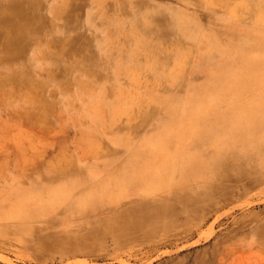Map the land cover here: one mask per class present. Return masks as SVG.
Wrapping results in <instances>:
<instances>
[{"label": "rangeland", "instance_id": "1", "mask_svg": "<svg viewBox=\"0 0 264 264\" xmlns=\"http://www.w3.org/2000/svg\"><path fill=\"white\" fill-rule=\"evenodd\" d=\"M18 1L30 12L25 38L13 58L0 45V264H264V161L239 165V147L220 153L209 133L188 145L165 127L221 61L211 40L247 52L236 34L264 23V0ZM164 33L173 35L168 91L153 89L161 72L143 74L155 71L145 38ZM15 74L30 80L14 85ZM219 78L234 92L223 111L240 92L229 74ZM154 152L142 185L133 158ZM152 172L161 189L145 196Z\"/></svg>", "mask_w": 264, "mask_h": 264}, {"label": "bare ground", "instance_id": "2", "mask_svg": "<svg viewBox=\"0 0 264 264\" xmlns=\"http://www.w3.org/2000/svg\"><path fill=\"white\" fill-rule=\"evenodd\" d=\"M27 3L32 4V0H27ZM19 5L20 3L18 0H11L8 3H4L0 1V12L1 10H4L3 12H6L4 13L3 16L0 17V45L2 46L1 50L5 52L7 59L11 57L13 58L12 56L14 55L13 50H16L14 46L20 43V41L18 40L19 38H25V35H26L27 29L25 28L26 24L24 23H26L27 14L29 17L30 12L26 14V12L23 11V13H21L23 10V6L18 7ZM22 5L25 6V3H23ZM28 8H30L29 11H31V13L33 10H35L33 9L32 6H29ZM19 9L20 11L18 13H21V14H18V15L16 14V17H15V12L16 10H19ZM154 20H155V17H154ZM181 20L185 21L184 16H182ZM182 21L180 23L181 24L180 26L183 29L184 25L186 24H184ZM249 28L246 27L245 31L249 30ZM250 32L254 33V36L252 38H242L243 39L242 41L246 45H248V50L244 54L243 52L239 53L237 48L234 46H225L224 44L219 45L217 44V42H213V40H211L212 46L218 48V50L222 54L221 61L212 63L210 68H208L207 71H205L204 82L201 83L200 87L195 85L196 87L192 88L193 90L191 92H193L194 95L196 94L195 97L192 96L191 98H188V100L183 101L184 103H182L183 104L182 107L180 106L177 109H173L174 111L171 110L172 115L166 121V124H165L166 130L171 132V135L175 138L177 142L179 140L181 141L185 140V142H187L188 145L189 143L199 144L204 139V137H206V134L209 133L210 138H212L210 140V144L215 146L216 150L220 151V153L223 150H225V148L239 147V149H241L239 151L243 152L242 155H244V157H240L241 155L239 156V153H236L237 155L234 161H236V163H238L239 165L242 163L246 164L247 162L252 163L255 161L254 159H256V162L257 160H260L261 162L264 161V156L258 158L255 156V152L251 150V148H254L257 146H259V148L264 147V143H263L264 142L263 140V136H264V32L257 30V28L256 30H252ZM200 36H201V33H200ZM1 38H12V39L10 40L4 39V41H2ZM224 73L229 74V79L227 78L228 79L227 81L229 82L228 84L237 85L239 89L237 90L240 93H237V95L234 94L237 96L236 99L235 98L233 99V97L230 98L231 100L229 103L222 102L224 103L225 107L227 106V108L226 109L223 108V111H219L221 108L219 105L221 104V101L225 100L224 98L227 95L231 97L232 95L231 93H234V92H230L229 90H228L229 92H226V90L224 91L222 89L221 87L222 83L220 84L219 75L224 74ZM19 77L17 74L11 75L10 82L12 81L14 85H16V84H24L30 80V79H21ZM218 86H220L219 90L217 89ZM242 90H244V92H241ZM194 104L199 105V108H192ZM180 115L187 116L188 123L185 126H181L179 124ZM195 118L196 120H194ZM203 120H205L204 122H206L207 126H205L204 129L202 130V126L199 127L197 123H201ZM176 138L179 140H177ZM237 138H243V139L237 140ZM194 140H197V141L195 142ZM186 145L187 144L185 143L182 146V149L186 147ZM158 152H154L150 154L149 158L147 156H143L142 158H135V157L133 158L138 163H140L143 168L141 170L142 176L138 178V180H141L142 185L145 184L146 180L148 179L147 173H151L149 171L153 170V168L155 167V166H152L153 165L152 158L157 157L156 154H158ZM229 152H233V150L232 151L230 150ZM178 156L180 157V160H182V162L184 163L186 162L194 163L196 161V156L194 155V152L180 151ZM176 159L179 160V158H176L174 156L171 157L170 158L171 163H173V161H176ZM242 160L246 162H243ZM229 162L231 163V161ZM171 170L173 171V166ZM152 173H153L152 176L155 177L154 178L155 181L153 182V184H151V186L149 184V187L151 188H147L146 190L143 189V192L141 193L144 194L145 196L150 195V194L154 195L156 192H158L161 189V184H157L158 181H160L158 180V178L161 176H158L159 173H155V172H152ZM247 176L249 175L247 174ZM152 186H155V187H152ZM204 189L205 188H203V190ZM180 193L181 192H179V194ZM164 197L166 198V196ZM153 200L158 201L156 200V198H154ZM136 204H138L136 207L139 208L143 204V201L138 200ZM44 210H48V209H44ZM69 251H74V250H69Z\"/></svg>", "mask_w": 264, "mask_h": 264}, {"label": "crops", "instance_id": "3", "mask_svg": "<svg viewBox=\"0 0 264 264\" xmlns=\"http://www.w3.org/2000/svg\"><path fill=\"white\" fill-rule=\"evenodd\" d=\"M255 25L249 24V26H248V27H250L249 30L244 31V32H246L245 34H247V35H243V33H241L240 31L237 30L238 34L240 35L239 37L242 36L241 38H252L254 36V33L250 32V31L256 30V28H257V30L264 32V24H261V25L257 24L256 26ZM135 39H138V38H135ZM145 39L146 40H144V42L149 44V45L145 46V49H147V53L150 54V56L148 57V61H149L148 66L153 68L155 71H151L150 69L144 68L143 74L147 75L150 78L151 74H157V73H153V72H161L162 73L161 75H163V77L165 76V80L163 79L162 81L158 82L161 86L160 87L154 86L153 89L168 91L171 88H167V87L163 88V85H164V82H167L168 69L172 68V66H173V57H174L173 56V44H172L173 43V35L168 34V33H164V34L157 35L154 38H145ZM136 41L141 43L142 38L140 37L139 41L138 40H136ZM153 44H156V45H153ZM140 49H141V47H140ZM140 61H142V62L139 65H137L138 63L134 64L135 70H142L143 69L142 68L143 67V60H140ZM144 66H147V62L144 63ZM144 83L151 84V85L155 84V83H151V82H144ZM165 85L167 86L168 83H165Z\"/></svg>", "mask_w": 264, "mask_h": 264}]
</instances>
